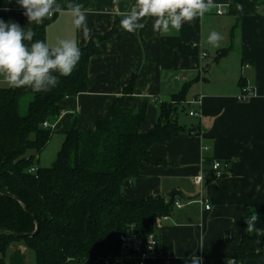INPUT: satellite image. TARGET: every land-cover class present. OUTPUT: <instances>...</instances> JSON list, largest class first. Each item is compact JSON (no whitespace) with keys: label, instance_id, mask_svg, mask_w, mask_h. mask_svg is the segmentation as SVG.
I'll return each mask as SVG.
<instances>
[{"label":"crops","instance_id":"0c3cea01","mask_svg":"<svg viewBox=\"0 0 264 264\" xmlns=\"http://www.w3.org/2000/svg\"><path fill=\"white\" fill-rule=\"evenodd\" d=\"M258 1L257 9L241 20L230 14L234 0H214L218 7L203 21L185 24L178 33L155 34L152 20L146 19L145 28L131 34L121 29L119 20L135 0H57L64 10L46 27L50 47L58 38H76L82 48L95 35L114 34L99 44L100 54L89 62L87 92L60 103L52 138L34 168H50L67 132L73 127L94 132L100 121L113 118L118 103L132 112L146 105L140 128L146 134L157 124L163 104L181 101L186 112L180 114V123L196 133L153 146L151 155L160 164L144 163L140 176L126 181L123 199L168 201L175 190L193 199L187 204L173 199L171 215L155 225L164 260L192 264L195 253L202 264H264V231L255 241L260 256L235 260L246 215L264 207V0ZM69 3L80 4L87 13L90 39L75 29ZM218 10L225 14L218 15ZM23 11L16 0H0L5 21L26 27ZM35 26L30 25L33 30ZM213 30L224 36L219 48L207 43ZM223 51L226 55L219 58ZM7 87L0 78V89ZM244 89H251L253 97L240 102ZM215 161L226 165L224 177L217 180L211 169ZM200 176L202 184L197 185ZM6 263L36 264L24 242L10 246Z\"/></svg>","mask_w":264,"mask_h":264},{"label":"trees","instance_id":"16d2710c","mask_svg":"<svg viewBox=\"0 0 264 264\" xmlns=\"http://www.w3.org/2000/svg\"><path fill=\"white\" fill-rule=\"evenodd\" d=\"M237 4L243 6L242 11L237 10ZM258 6V0H234L230 14L241 20ZM51 21L45 19L35 26L33 40L45 41ZM113 34L93 36L81 48L76 70L61 77L59 85L49 92L0 89V230H6L0 232V264H7L9 248L18 242L28 246L36 264H102V257L119 251L122 235L131 231L141 237L154 234L157 221L172 213L173 199L129 201L122 195L126 181L138 178L144 163L160 164L151 155L153 146L196 133L195 128L180 123V114L186 112L181 101L163 104L157 124L146 134L140 132L146 105L132 112L118 103L110 121H100L92 133L73 127L65 134L55 163L30 172L52 138L51 127L61 114L60 103L87 92L89 62L100 54L99 44ZM253 211L260 216L256 223L259 231H245L244 219L235 257L239 262L260 256L255 241L264 231V207ZM37 229L33 238L14 235H31ZM168 264L186 263L171 260Z\"/></svg>","mask_w":264,"mask_h":264},{"label":"clouds","instance_id":"9594fccd","mask_svg":"<svg viewBox=\"0 0 264 264\" xmlns=\"http://www.w3.org/2000/svg\"><path fill=\"white\" fill-rule=\"evenodd\" d=\"M16 3L24 10L28 23L22 27L11 19L0 18V78L12 89L49 92L59 85L61 77H69L76 70L82 58L81 47L76 38H58L52 47L44 40H33L36 33L30 25H41L45 19L64 10L57 0H16ZM217 7L214 0H135L119 25L124 31L135 34L145 28L146 19H151L153 33H178L185 24L197 19L203 21L206 14ZM236 8L242 11L243 6L237 4ZM67 9L75 29L82 32L85 40L90 39L93 30L82 6L69 3ZM223 40L224 36L215 30L207 37V43L213 48H219ZM259 217V213L253 211L245 218V231H259L256 228ZM190 259L192 264H202V258L195 253Z\"/></svg>","mask_w":264,"mask_h":264},{"label":"built area","instance_id":"2783aa9c","mask_svg":"<svg viewBox=\"0 0 264 264\" xmlns=\"http://www.w3.org/2000/svg\"><path fill=\"white\" fill-rule=\"evenodd\" d=\"M218 15H224L225 12L218 10ZM202 58H207V54L203 53ZM253 97V92L251 89H244L239 96L240 102H246ZM191 117H199L195 112H190ZM45 127H48V124H45ZM226 165L215 161L212 166V172L214 178L221 179L224 177V169ZM31 173H36L37 169L32 168ZM197 185L202 184V177H197L195 179ZM202 205H206V209L210 210L208 201L202 199L200 201ZM177 207H182L180 203L177 204ZM162 254L160 249V243L156 234H151L147 237L137 236L131 232L122 235L119 238V251L117 253H110L101 258L102 264H149L161 260ZM170 260L166 261L168 264Z\"/></svg>","mask_w":264,"mask_h":264},{"label":"water","instance_id":"95a60500","mask_svg":"<svg viewBox=\"0 0 264 264\" xmlns=\"http://www.w3.org/2000/svg\"><path fill=\"white\" fill-rule=\"evenodd\" d=\"M8 197H12V195L7 194ZM176 197L180 198L182 201L186 202V203H190L193 201L192 198H188L184 193L180 192V191H173L170 195V199H175ZM1 231H6V230H0ZM38 233V229L34 234L31 235H25V234H19V233H15L14 235L18 238H33L34 236H36V234Z\"/></svg>","mask_w":264,"mask_h":264},{"label":"rangeland","instance_id":"374dc122","mask_svg":"<svg viewBox=\"0 0 264 264\" xmlns=\"http://www.w3.org/2000/svg\"><path fill=\"white\" fill-rule=\"evenodd\" d=\"M183 204H187V203L183 201Z\"/></svg>","mask_w":264,"mask_h":264}]
</instances>
